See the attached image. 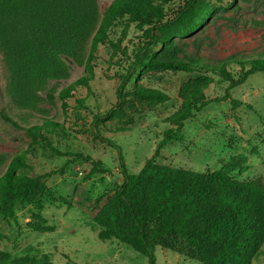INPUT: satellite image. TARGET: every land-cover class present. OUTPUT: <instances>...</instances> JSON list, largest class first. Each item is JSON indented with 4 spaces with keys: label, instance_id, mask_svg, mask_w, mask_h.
I'll return each mask as SVG.
<instances>
[{
    "label": "rangeland",
    "instance_id": "374dc122",
    "mask_svg": "<svg viewBox=\"0 0 264 264\" xmlns=\"http://www.w3.org/2000/svg\"><path fill=\"white\" fill-rule=\"evenodd\" d=\"M110 1L98 0V18ZM184 2L163 5L166 17ZM228 2L233 0H193L206 21L195 34L176 37L155 55L197 60L199 65L189 71L150 67L151 53L143 64L137 62L146 26L141 29L126 16L109 29L89 67L90 38L80 61L69 63L66 78L42 86L28 83L18 98L0 53V173L14 154H21L46 186L36 203H16L13 218L0 217V264H14L21 257L51 264H148L146 256L116 238L100 240L93 218L122 182L120 157L127 172H138L163 131L175 129L166 119L194 88L207 104L183 122L181 138L167 142L154 161L204 174L234 160L231 177L254 182L262 193L259 240L242 263L264 264V71L235 84L209 68L227 61L236 81L242 70L229 60L264 56V0ZM69 84H74L72 96L60 99L58 91ZM136 88L156 89L167 99H139L133 94ZM48 93L55 97L49 99ZM42 119L59 123L57 132L46 134L47 139L31 137L29 126ZM153 252L154 264H203L180 243L156 246Z\"/></svg>",
    "mask_w": 264,
    "mask_h": 264
},
{
    "label": "trees",
    "instance_id": "16d2710c",
    "mask_svg": "<svg viewBox=\"0 0 264 264\" xmlns=\"http://www.w3.org/2000/svg\"><path fill=\"white\" fill-rule=\"evenodd\" d=\"M170 1L112 0L98 18V0H0V53L10 72L13 96L18 98L28 83L42 86L50 80L66 78L69 63L80 61L88 38L85 64L89 67L98 45L122 16L141 29L146 26L147 40L136 53L137 62L143 64L151 53L146 62L150 67L191 70L199 65L195 59L155 58L176 37L195 34L206 21L193 0H185L172 17H166L163 5ZM229 62H235L242 70L236 81L227 71V61L209 68L235 84L255 71H264V56ZM78 81L87 85L82 79ZM73 85L62 87L59 98L72 96ZM133 94L159 102L167 99V95L152 88H136ZM47 97L55 96L48 93ZM207 102L198 88L183 96L180 108L166 119L175 129L163 131L154 154L138 172H127L120 157L122 182L93 218L100 227V240L116 238L146 256L148 264L155 263L156 246L172 248L177 243L187 247L191 256L203 264H243L246 252L259 240L263 223L259 186L232 178L230 173L237 167L232 159L204 174L154 161L167 142L181 138L183 122ZM1 115L16 124L6 113ZM58 126L51 119H42L29 126L28 131L33 138L40 135L47 139L46 134L57 132ZM106 141L115 146L109 139ZM45 192L44 182L32 172L23 155L14 154L0 173V217L13 218L16 203H36ZM14 264L51 263L21 257Z\"/></svg>",
    "mask_w": 264,
    "mask_h": 264
}]
</instances>
